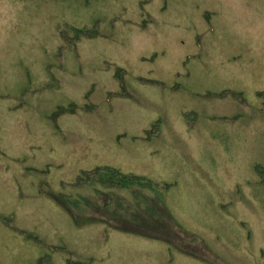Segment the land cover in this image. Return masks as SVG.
<instances>
[{"label":"rangeland","instance_id":"obj_1","mask_svg":"<svg viewBox=\"0 0 264 264\" xmlns=\"http://www.w3.org/2000/svg\"><path fill=\"white\" fill-rule=\"evenodd\" d=\"M69 261L264 264V0H0V264Z\"/></svg>","mask_w":264,"mask_h":264},{"label":"trees","instance_id":"obj_2","mask_svg":"<svg viewBox=\"0 0 264 264\" xmlns=\"http://www.w3.org/2000/svg\"><path fill=\"white\" fill-rule=\"evenodd\" d=\"M73 31L75 32L77 37H82V36L94 37L95 36L94 33L86 32L87 30L73 29ZM122 95L125 96L126 93L123 92ZM86 109L92 111L94 110V107L92 106ZM77 110H78V107L75 104L70 105L68 108H65V107L59 108L57 112L53 114V119L55 120L56 118H59L66 114L74 115ZM155 132H156V125L154 126V129L151 131V133H155ZM91 183L99 184V185L106 186V187H112V188L115 187V188H121V189H131L134 187L143 188V189H148L149 191L154 192L156 194L168 192L173 187V185L171 184L158 185V184L153 183L151 180L145 177L136 176L132 174H125L115 168H109V167H102V168H97L93 171L81 172L79 176L77 177L76 181L74 182V187H82L85 184H91ZM57 200L59 201L60 204H63L68 209L69 213L71 212V215L75 223L79 224V220L77 216H74V213L70 210L73 205H76L78 203L77 200H71L70 197L65 196V195L58 196ZM167 217L169 218V220H172L168 214H167ZM139 221L142 227L144 228L149 227L147 225V222L143 221L142 219H139ZM121 222L124 224H127L128 226L124 229L118 228V230H121L124 232H130V233L134 232L131 229V226L135 225L133 222H130L124 219H122ZM134 233L136 234L137 232H134ZM138 235L146 237L144 234H141V233H139ZM31 239H34L35 241H37L36 237H33ZM67 264H72V263L69 261Z\"/></svg>","mask_w":264,"mask_h":264}]
</instances>
